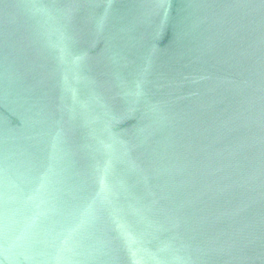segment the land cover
I'll return each mask as SVG.
<instances>
[{"label": "water", "instance_id": "1", "mask_svg": "<svg viewBox=\"0 0 264 264\" xmlns=\"http://www.w3.org/2000/svg\"><path fill=\"white\" fill-rule=\"evenodd\" d=\"M0 264H264V0H0Z\"/></svg>", "mask_w": 264, "mask_h": 264}]
</instances>
